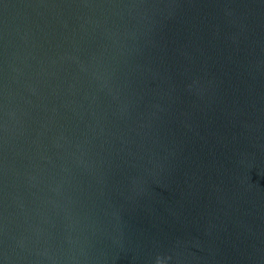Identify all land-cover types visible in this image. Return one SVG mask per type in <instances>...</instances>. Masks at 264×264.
<instances>
[{"label":"water","instance_id":"1","mask_svg":"<svg viewBox=\"0 0 264 264\" xmlns=\"http://www.w3.org/2000/svg\"><path fill=\"white\" fill-rule=\"evenodd\" d=\"M264 264V0H0V264Z\"/></svg>","mask_w":264,"mask_h":264},{"label":"clouds","instance_id":"2","mask_svg":"<svg viewBox=\"0 0 264 264\" xmlns=\"http://www.w3.org/2000/svg\"><path fill=\"white\" fill-rule=\"evenodd\" d=\"M156 264H163V262L160 259H157Z\"/></svg>","mask_w":264,"mask_h":264}]
</instances>
